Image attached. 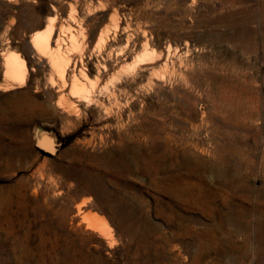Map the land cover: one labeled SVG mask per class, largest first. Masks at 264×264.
I'll list each match as a JSON object with an SVG mask.
<instances>
[{
	"label": "rangeland",
	"instance_id": "374dc122",
	"mask_svg": "<svg viewBox=\"0 0 264 264\" xmlns=\"http://www.w3.org/2000/svg\"><path fill=\"white\" fill-rule=\"evenodd\" d=\"M50 23L69 59L63 95L51 101L49 85L62 78L40 67L30 44ZM263 39L264 0H0V110L27 102L25 92L52 112L0 120V264H40L28 249L41 222H57L46 205L67 210L75 230L66 232L81 238L91 264H264ZM8 51L25 60L21 88L4 79ZM80 72L85 90L72 95ZM37 129L55 135L54 154L36 148ZM175 154L178 181L207 184L180 209L164 191L173 181L153 172ZM212 166L241 178L235 201ZM85 171L98 193L77 180L88 181ZM237 206L249 208L248 229L238 228ZM86 214L103 228L87 229ZM182 227L216 234L199 239Z\"/></svg>",
	"mask_w": 264,
	"mask_h": 264
},
{
	"label": "bare ground",
	"instance_id": "6f19581e",
	"mask_svg": "<svg viewBox=\"0 0 264 264\" xmlns=\"http://www.w3.org/2000/svg\"><path fill=\"white\" fill-rule=\"evenodd\" d=\"M71 39H72V37H71ZM30 44H31L32 49L35 50V53L38 57V60H40V67L45 69V70L55 71L62 78V84L59 87H55V85L52 82L49 85L50 91L48 93V99H49V101H51L56 95H58V94L63 95V91L66 88V85H65V82L63 81V79H64V73H65V66L69 63V59L65 56V54L62 52V49H61L60 31L55 30L54 25L52 23H50L46 27L44 32L39 33V34H35L32 37V39L30 40ZM260 47H261V54H262V56H264V39L261 42ZM72 55H76V54L73 53ZM2 58H3L4 68H5V72H4L5 78L4 79L12 82L13 84H17V86L19 88L23 87L24 86V75H25V70H26L25 69V60L18 53H15L13 51H8L6 53L3 52ZM70 60H71V58H70ZM81 79H87L86 73L80 72L79 76L73 75L72 79L70 80V84H69V93L70 94L78 95L81 92H84L85 87H84ZM59 83H60V81H59ZM6 87H8V86H6ZM81 94H83V93H81ZM18 95H22V96L26 97L27 102L14 104L13 106H11L7 110H0V120L18 119L20 117V115H22L25 112V110L29 109V108H30L32 117L33 116L34 117H48V116L52 115V112L48 106H46L42 103H37L36 101L32 100L28 96L27 93L21 92ZM177 159H178L177 154H175V156L170 158V163H168L167 165L155 167L153 169V172H154V176H156V177L162 176L163 180H168L170 183L173 181L174 186L171 185L170 188L165 189L164 191L169 193V195L172 199V202L174 200V202L177 204L176 206L180 209L182 207H187V206L191 205L190 203L193 201V199H191L193 197V190H196L198 192V195H200V194L202 195L204 193V191L206 190L205 188H207L206 187L207 184L204 183L203 179H201V181L205 184V187L202 188V185H201L200 188L197 189L194 185H192L191 183H189L187 181H181V182L178 181L177 177H175V176H173V174H171V172H173V166L177 162ZM123 162L124 161L121 159V160H119V162H115L114 164H112L111 167H113V168L119 167V166L123 165ZM212 168L215 171L216 175L227 178L225 180H227L228 186L231 189V192L233 193L232 194V200L234 199L233 201H235V199L238 198V193H237L238 192V190H237L238 185H236V184L240 183L239 181H241V178H239V177L234 178V174L231 177L230 174L233 173V171H231V170H225L222 167H216V166H212ZM78 170H76L75 172H77ZM227 172H229V173L227 174ZM65 174L67 176H71L72 173L69 174V172H66ZM167 174H171V176L169 175V177H168ZM85 175L86 176L88 175L89 179L87 182L83 183V180H84L83 178L81 179L78 176L76 177V176H74V174H72V176L74 178L76 177L79 182L80 181L82 182V187H83L85 192L92 193V194L98 193L99 189H98L97 185H95V186L93 185V172L85 171ZM186 176H187V178H189L190 175H186ZM224 182H226V181H224ZM33 192H35V191H33ZM246 192L251 193L252 192L251 187L247 186ZM261 192L264 193V189ZM180 199L182 200V202H180L181 201ZM199 199H200V201H202V197H200ZM116 201H117L116 204H118L120 206V208H122V204H124V203H122L123 201L120 200L119 197H117ZM196 201L198 202L199 200H196ZM113 205H115V204H113ZM5 208H7V207H5ZM262 209H264V205H262ZM77 211H78V213L80 212L79 207H78ZM46 212H49L51 214H55L56 216H58V218H56L57 222L54 225L50 224V222L47 220H45L46 222L43 224L41 222L40 228L37 230L38 231L37 232L38 243L36 245V248L35 249H28L29 251L28 250L27 251L29 253L31 252L32 254H36L37 259L40 261V264H91L90 259H89L90 252L87 248H85V244L82 243L81 238L77 235V233H75L73 235V234H69L68 232H66V227L68 225L70 226L71 230H75V226L73 227V222L68 223L67 210H61V211L57 210L56 211L54 209V207L46 205ZM157 214L159 216L163 215V213L160 209H158ZM127 215H129V212L127 213ZM234 215L237 219L238 228L248 229L250 227L251 220L249 219V216H248L249 215V208L248 207H241V206L235 207V214ZM163 219L165 220V222L169 226L174 225V223L173 224L171 223L172 217L170 215L163 216ZM81 220H82V222H84L86 224V228L89 230L93 231V230H99V229L103 228L102 224H101V219H98L96 216H93V215L90 216V215L86 214V215L82 216ZM6 222L9 225V229H10L9 233L13 234L14 221L11 218H9V219L7 218ZM223 224L227 227H230L229 231H232L231 226H230L229 222L227 221V219H225V217H223ZM258 228H259V232H261L259 242L262 243V242H264V216L262 219L259 220ZM182 229L185 231V233H191V234L195 233L199 239L206 237V236L207 237H215V234H216L215 231L212 230V232H211V230H209V229H205L202 232H196V231H194L188 227H182ZM25 234L26 233H24V235ZM12 237H14V236L12 235ZM18 239L20 240L19 242L22 241L20 238H18ZM201 245H203V244H201Z\"/></svg>",
	"mask_w": 264,
	"mask_h": 264
},
{
	"label": "water",
	"instance_id": "95a60500",
	"mask_svg": "<svg viewBox=\"0 0 264 264\" xmlns=\"http://www.w3.org/2000/svg\"><path fill=\"white\" fill-rule=\"evenodd\" d=\"M35 146L41 152L52 155L56 152L59 144L54 134L37 129L35 131Z\"/></svg>",
	"mask_w": 264,
	"mask_h": 264
}]
</instances>
